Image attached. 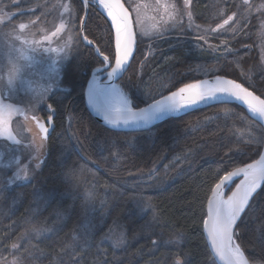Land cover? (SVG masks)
I'll return each instance as SVG.
<instances>
[{
  "label": "trees",
  "instance_id": "1",
  "mask_svg": "<svg viewBox=\"0 0 264 264\" xmlns=\"http://www.w3.org/2000/svg\"><path fill=\"white\" fill-rule=\"evenodd\" d=\"M65 2L73 7L78 21L82 14L78 0H0V9L24 11L10 22L36 19L35 24L45 25ZM236 4L192 0V21L214 25L234 11ZM29 9L33 10L25 12ZM243 26L247 34L239 39L233 35L212 38L214 42L228 40L231 50L209 61L193 57L184 41L172 39L193 36L183 18L165 33L169 37L154 55L145 57L138 41L120 81L132 107L201 78L208 68H213L212 75L238 82L243 81V70L257 85L264 84L255 49V24L249 21ZM84 28V35L112 63V34L95 6L89 8ZM242 44L252 47L233 51ZM97 65L91 49L79 43L61 82L67 92L57 91L47 99L55 125L45 142L39 170L29 182L0 191V258L11 256L16 244V254L26 264L33 260L36 264H213L202 223L210 189L227 172L257 158L262 147L248 140L264 137L263 127L236 103H218L171 117L142 132L109 131L92 119L82 97L87 72ZM261 93L264 88L258 87L255 94ZM67 112L74 142L66 131ZM235 228L255 245L242 248L245 257H256L255 264H264L259 259L264 248V184ZM85 229L92 232L91 238ZM115 230L122 234L121 242L110 244L109 233Z\"/></svg>",
  "mask_w": 264,
  "mask_h": 264
},
{
  "label": "rangeland",
  "instance_id": "2",
  "mask_svg": "<svg viewBox=\"0 0 264 264\" xmlns=\"http://www.w3.org/2000/svg\"><path fill=\"white\" fill-rule=\"evenodd\" d=\"M232 1L237 4L234 8L235 10L229 13L227 17L211 26H199L194 24L191 18L192 0L189 6H185L184 0H123L132 16L136 48L137 42L140 41L141 47L144 48L145 57H150L154 53H157L160 48L159 44L167 41L169 37L165 33L175 29L176 25L183 18L186 28L193 33V36L187 39H178L170 35L172 39L177 43H179V40L184 41L183 44L186 49L195 58L205 57L208 61L221 58L231 50L229 41L222 39L214 42L212 38L233 35V38L239 39L241 34H247V31H245L246 27L243 25L245 22L251 21L254 22L256 27L255 49L258 58V67L264 71V0H247V3H245V0ZM16 3L15 1L14 4ZM81 9L83 13L82 5ZM32 10L29 9L25 12ZM56 11V14L50 19V22L44 25V23L10 22L11 19L21 15L24 11L9 10L6 8L0 9V94H2L4 104H11L14 108L19 109L12 116L13 132L16 140H19V144L15 143V141H8L0 137V191L11 188L16 184L29 182L35 176V173L39 170L44 160L46 148L45 142L41 139L34 124L31 122L32 118L33 120L40 121V116L53 117L54 113L53 109L49 108L48 97L57 91L67 92L61 84L62 79L57 71L55 61L62 55L68 61L70 55L75 52L79 43H81L79 37V22L82 14L79 20L76 21V17L73 14V7L67 2L61 5V7L57 6ZM229 17L232 18L229 19ZM225 20H228L227 24H224ZM34 21L36 22V19ZM20 23H26L28 27L21 31L19 29ZM222 24H224L223 28L220 27ZM61 25H63L62 28ZM57 28H61L58 35L52 37L51 40H45V36H50ZM111 34L113 45L114 36L112 30ZM169 39L171 40V38ZM21 40H27L29 45L36 48L37 51L30 52L27 47L21 44ZM49 47L57 51H45ZM156 47L157 50L155 49ZM251 47L252 45L250 44H242L232 49L233 51H240L243 49H251ZM88 48L91 49L90 47ZM21 50L24 51L25 55L30 56L31 59H24L21 55ZM91 51L97 58L92 49ZM65 66L66 64L64 68ZM99 66L101 64L96 67ZM15 69H19V75H17ZM212 70L213 68H208L202 71V77L197 80L219 75H212ZM83 72L84 70L81 71V73ZM208 73H211V75H208ZM88 74L90 72H87V76ZM73 76L75 82V73H73ZM87 76L86 78H88ZM10 78H14L16 81L11 98L7 89ZM121 79L114 83L122 89L120 85ZM126 95L132 107V102L127 93ZM41 97L43 99L38 103L37 101ZM69 103L66 106L68 112L70 107ZM68 112L65 118L66 131H68L71 141L74 142L75 138L72 135L73 133L68 128ZM43 233L48 234L46 231ZM121 235L117 230L112 231L111 235L109 233V238L111 237L112 242L109 240V243H120ZM17 250L18 246L16 248L12 247L10 252L11 256L0 258V264H2L4 259H7L9 264H12L13 261L16 264H26L16 254ZM30 264H36V262L33 260Z\"/></svg>",
  "mask_w": 264,
  "mask_h": 264
},
{
  "label": "snow or ice",
  "instance_id": "3",
  "mask_svg": "<svg viewBox=\"0 0 264 264\" xmlns=\"http://www.w3.org/2000/svg\"><path fill=\"white\" fill-rule=\"evenodd\" d=\"M80 3L85 10L94 7L91 0H80ZM245 3H247V0H245ZM184 4L185 6H189L191 0H184ZM96 7L102 8L107 18L111 21L109 35L111 36L112 29L115 32L114 66L110 65L109 55H105L99 47L95 48L96 54L102 57L99 64L103 65V67H94L90 72L92 79L87 81L89 103L97 112L103 111L105 113L106 121L109 120L112 114H115L116 118L111 120L112 123L122 121L123 124L127 125L139 122V120L147 123L155 120L161 114L175 113L181 108L186 109L201 102L215 101L227 103L226 97L246 105L248 111L254 116L264 118V98H261L264 93L254 94L258 90V87L264 88V84L257 85L255 81L251 80L250 73L241 70L243 76L242 82H237L236 79L217 77L214 86H210L207 80L188 83L180 87L178 91L172 92L165 99L152 104L150 106L151 110H144L138 119H134L136 114L133 113L125 91L116 87L113 83L115 79L122 77L123 72L127 70L126 66L133 54L136 43L129 12L121 0H96ZM231 18L229 17V19ZM29 23H35V21L32 20ZM83 23L84 21L81 20V24ZM227 23L228 20H225L224 24ZM224 24L220 25V27L223 28ZM27 27L28 24L26 23L19 24L21 31ZM62 27L63 25H61ZM61 28H57L50 36L46 35L45 40H51L52 37H56ZM83 31H86V28H82L81 32ZM83 40L88 45L93 44V39H89L86 35L83 36ZM21 44L27 47L30 52L37 51L36 48L29 45L27 40H21ZM45 51L56 52L57 50L49 47ZM21 55L26 60L31 59L30 56L24 54L23 50H21ZM55 64L62 79L65 73L64 65L67 64V60L62 55L55 61ZM15 71L19 75V69H15ZM99 73H104L105 79L103 81L98 79ZM244 81H247V86H245ZM15 84L14 78L8 80L7 89L10 98ZM250 88L252 90H249ZM42 99L43 97L37 102L39 103ZM49 108L51 109L52 106L49 105ZM18 111L19 109L14 108L11 104H4L2 94H0V137L8 141H15L17 144H19V140H16L13 132L12 116ZM25 118L27 119V117ZM37 126L46 137L48 128L44 124L39 123V121H37ZM248 142L256 144L258 149L264 147V137L258 139L250 137ZM241 175L243 176V180L236 184L235 191H231L234 178ZM262 184H264V155H261L260 160L256 163L248 164L243 168L236 167L234 170L227 172L210 189L211 196L207 200V219H203L202 223L207 233V241L210 242L215 255L219 256L220 260L224 261V264H250V260L252 264H255L257 258H246L245 251H242V248L247 250L249 246L254 248L255 245L251 240L245 241L239 234L240 230L236 229L235 226L242 214L245 213V209L250 207L253 195L257 193ZM226 190L231 191V195L225 199ZM85 235L91 238L92 232L89 229H85ZM85 242L87 243V241ZM152 243L155 245L157 241L153 240ZM12 247L16 248L17 245L13 244ZM259 259L264 260V248L261 249ZM2 264H9V262L7 259H4ZM12 264H16V262L13 261ZM213 264H215V261H213Z\"/></svg>",
  "mask_w": 264,
  "mask_h": 264
},
{
  "label": "water",
  "instance_id": "4",
  "mask_svg": "<svg viewBox=\"0 0 264 264\" xmlns=\"http://www.w3.org/2000/svg\"><path fill=\"white\" fill-rule=\"evenodd\" d=\"M79 1H80V0H79ZM121 2L124 4L123 0H121ZM81 5H82V4H81ZM124 6H125V4H124ZM82 8H83V6H82ZM125 8H127V7L125 6ZM127 10H128V8H127ZM87 12H88V9L85 10V9L83 8L82 17H81L80 22H79V37H80V41H81V43H82L83 45L90 47V48L93 50L94 54L97 56V58H98L99 60H102V57H101V56H98V55L96 54V52H95V48H97L96 45H95L94 43H93L92 45H88V44L83 40V36H84V33H83V32H84V31L81 32V29L84 28V24H85L86 17H87ZM128 12H129V17H130V19H131V21H132V30H133V33H134V35H135L132 16H131V13H130L129 10H128ZM81 20L84 21L83 24H81ZM113 47H114V41H113ZM135 51H136V43H135V46H134V49H133V54H132V56L129 58L128 64H127V66H126L127 68H128L130 62L132 61V59H133V57H134ZM114 52H115V47H114ZM110 65H111V66H114V57H113V62H112V63L110 62ZM99 67H103V65H101V66H99ZM109 70H110V67H109ZM90 72H91V71H90ZM125 72H126V71L123 72V75H124ZM123 75H122V77H123ZM122 77H120V78H118V79H115L113 82H115V83L118 82ZM217 77H221V78H225V79H230V78H227V77H224V76L216 75V76H213V77L203 78V79L196 80V81L189 82V83H197V82H202V81H204V80H207V81L209 82V85H210V86H214L215 83H216V78H217ZM91 79H92V76H91V74H89V76H88V78H87V80H86L85 86H84L83 100H84V106H85V109L87 110V112L89 113V115L92 117V119H93L96 123H98L100 126L104 127L105 129H107V130H109V131H113V132H132V133H135V132H142V131H145V130L150 129L151 127H153V126H155V125L161 123L162 121H164V120H166V119H169V118H171V117H177V116H179V115L175 116V115H173V113H164V114H161V115H160L158 118H156L155 120H151V121H149V122H147V123H145L143 120H139V122H133V123H129V124L125 125V124H123L122 121L119 122V123H112L111 120H114V119L116 118V117H115V114H112V115L109 117V120L106 121V120H105V113H104L103 111H101V112H97V111L95 110V108H94L93 106H91L90 103H89V98H88V94H87V89H88L87 81H88V80H91ZM98 79H99L100 81H103V80L105 79V77H104V73L98 74ZM186 84H188V83H185V84L181 85L180 87H183V86H185ZM180 87H178L177 89H175V90H173V91H170V92L166 93L165 95H163V96H161V97H159V98H157V99H155V100H153V101H151V102H149V103H147V104H145V105H143V106H141V107H138V108H133V107H132L133 113L136 114V117H135L134 119H138L139 116L142 114V112H143L144 110H151L150 106H151L152 104H155V103H156L157 101H159V100L165 99L167 96L171 95L172 92H174V91H178V89H179ZM249 90H250V89H249ZM254 94H255V93H254ZM185 95H187V94H185ZM225 100L228 101L227 103H236L237 105L243 107L244 109H245V107H246V105H244V104H242L241 102L236 101V100H234V99H231V98H227V97H226ZM218 103H219V102L210 101V102H207V103H202L201 106L196 107V108H202V107H205V106H209V105H212V104H218ZM196 108H194V109H196ZM191 110H193V109H191ZM191 110L185 111V112H183V113H181V114H184V113L189 112V111H191ZM251 117H252V116H251ZM252 118H254V117H252ZM254 119H256V118H254ZM260 119H261V120H259V119H256V120L261 124V126L263 127V130H264V118H260ZM32 120H33V118H32ZM39 123H42V124H44V125H46V124L48 125V126H47V128H48V132H47L46 137H45V134L41 133L39 127L37 126V120H33L34 127H35V129L38 131V133H39L41 139H42L44 142H47V139H48V137L50 136V134H51V132H52V130H53V128H54V125H53V123H52V117L47 118L44 122H43V121H39ZM42 137H44V138H42ZM261 155H264V147L261 148V151H260L258 157H257L254 161H252V162H250V163H248V164L256 163L257 161H259ZM248 164L242 166L241 168L246 167ZM241 180H243V176H242V175H241L240 177L234 178V181H233L234 185H232V187H231V191H235V186H236V184L240 183ZM213 187H214V186H213ZM231 191H229V192H228L227 190L225 191V198L228 197V196L231 194ZM227 192H228V194H226ZM210 196H211V192H210L209 197H210ZM209 197H208V198H209ZM207 200H208V199H207ZM204 219H207V202H206V205H205V218H204ZM203 233H204V237H205V240H206V243H207L208 249H209V251H210V253H211V255H212V257H213L215 263H216V264H224V261L220 260L219 256L215 255L214 250L211 248V244H210V242L207 241V233H206L204 227H203Z\"/></svg>",
  "mask_w": 264,
  "mask_h": 264
},
{
  "label": "bare ground",
  "instance_id": "5",
  "mask_svg": "<svg viewBox=\"0 0 264 264\" xmlns=\"http://www.w3.org/2000/svg\"><path fill=\"white\" fill-rule=\"evenodd\" d=\"M91 2L93 3V5L96 7V0H91ZM97 8V10L106 18V20H107V22H109V24L111 23V21L107 18V16H106V13L103 11V9L102 8H98V7H96ZM112 31H113V36H114V38H113V40H114V47H115V32H114V29H112ZM114 83V82H113ZM115 84V83H114ZM115 86L116 87H118V85L117 84H115ZM119 88V87H118ZM210 102V101H209ZM202 103H204V102H201V103H199V104H197V105H194V106H192V107H189V108H181L179 111H177V112H175V113H173V115H175V116H177V115H181V113H183V112H185V111H188V110H191V109H194V108H196V107H199V106H201L202 105ZM245 110H246V112L250 115V116H252V117H254V118H256V119H259V120H261L258 116H254L252 113H250L249 111H248V109H247V106L245 107ZM231 195V194H230ZM227 198V197H226ZM225 198V199H226Z\"/></svg>",
  "mask_w": 264,
  "mask_h": 264
},
{
  "label": "flooded vegetation",
  "instance_id": "6",
  "mask_svg": "<svg viewBox=\"0 0 264 264\" xmlns=\"http://www.w3.org/2000/svg\"><path fill=\"white\" fill-rule=\"evenodd\" d=\"M74 73H75V72H74ZM99 74H101V73H99ZM88 76H89V74H88ZM88 76H87V77H88ZM74 87H75V82H74ZM47 118H48L47 116H45V117L40 116V117H39V120L44 122ZM31 122L33 123V120H32ZM52 123H53V125H55V124H54V121H53V117H52ZM47 126H48V125L46 124L45 127H47ZM53 129H54V128H53Z\"/></svg>",
  "mask_w": 264,
  "mask_h": 264
}]
</instances>
